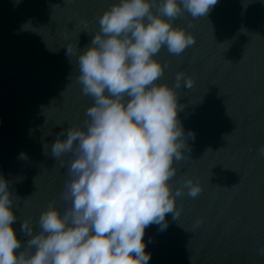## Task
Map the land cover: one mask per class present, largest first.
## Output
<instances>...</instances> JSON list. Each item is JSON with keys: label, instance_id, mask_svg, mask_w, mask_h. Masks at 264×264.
<instances>
[{"label": "water", "instance_id": "obj_1", "mask_svg": "<svg viewBox=\"0 0 264 264\" xmlns=\"http://www.w3.org/2000/svg\"><path fill=\"white\" fill-rule=\"evenodd\" d=\"M116 2L0 0V175L13 193L17 252L29 239L22 222L39 232L50 203L68 206L69 156L56 159L50 146L62 130L84 126L94 101L66 47L88 46ZM172 23L195 43L179 55L161 48L157 83L174 85L177 72L193 80L176 91L185 135L195 139H187L190 157L174 161L170 183L191 177L202 191L176 199L179 216L166 213V229L145 228L148 264H264V0H218L206 16L184 12Z\"/></svg>", "mask_w": 264, "mask_h": 264}, {"label": "clouds", "instance_id": "obj_2", "mask_svg": "<svg viewBox=\"0 0 264 264\" xmlns=\"http://www.w3.org/2000/svg\"><path fill=\"white\" fill-rule=\"evenodd\" d=\"M217 2L117 0L99 16L88 46L66 47L77 58L82 92L94 101L84 126L62 130L50 146L56 159L69 156L62 192L69 203L63 212L50 203L39 232L22 222L29 239L17 252L13 193L0 175V264H148L145 228L166 229L165 214L179 216L176 199L202 191L191 177L179 187L170 183L174 161L190 157L187 139H195L191 130L185 135L176 91L193 80L177 72L174 85L157 83L165 65L156 55L162 47L179 55L193 45L194 35L172 21L184 12L204 17Z\"/></svg>", "mask_w": 264, "mask_h": 264}]
</instances>
